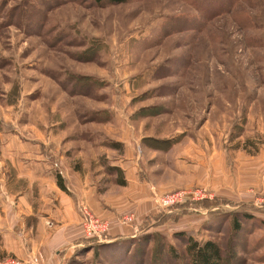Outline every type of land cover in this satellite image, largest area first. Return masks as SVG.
Masks as SVG:
<instances>
[{
	"label": "rangeland",
	"instance_id": "rangeland-1",
	"mask_svg": "<svg viewBox=\"0 0 264 264\" xmlns=\"http://www.w3.org/2000/svg\"><path fill=\"white\" fill-rule=\"evenodd\" d=\"M15 162L102 198L58 264H184L187 235L264 264V0H0V192Z\"/></svg>",
	"mask_w": 264,
	"mask_h": 264
},
{
	"label": "crops",
	"instance_id": "crops-1",
	"mask_svg": "<svg viewBox=\"0 0 264 264\" xmlns=\"http://www.w3.org/2000/svg\"><path fill=\"white\" fill-rule=\"evenodd\" d=\"M5 166H9L8 163ZM10 166L16 181L23 178L26 186L0 192V250L23 257L29 250L38 248L46 256V264H58L60 254L56 261L54 255L72 248L84 237L77 208L83 201L94 212L107 215L101 211L102 198L94 191L95 185L90 179L75 170L63 172L59 169L54 175H50L51 171L40 175L36 168L40 163L22 167L15 162ZM58 175L62 186L58 184ZM45 182L49 185V193L41 191L38 199L43 202L37 204L31 196L33 184L43 189Z\"/></svg>",
	"mask_w": 264,
	"mask_h": 264
},
{
	"label": "trees",
	"instance_id": "trees-1",
	"mask_svg": "<svg viewBox=\"0 0 264 264\" xmlns=\"http://www.w3.org/2000/svg\"><path fill=\"white\" fill-rule=\"evenodd\" d=\"M94 4L103 6L105 4H117L126 2L128 0H91ZM118 170V169H117ZM58 184L60 186L61 183L58 179ZM120 184H124L123 181H120ZM205 203L210 204L206 199ZM238 214V213H237ZM243 218H250L252 216L247 215V213H239ZM238 215L234 214L232 218V225L234 231L237 232L239 230V220ZM184 234L186 236V231H179L175 233V236ZM187 245L185 251H183V255L178 252L172 245H167L166 251L170 257L174 260H178L180 263L183 261L184 264H223L224 256L221 250V247L218 242L207 239L203 241H198L193 238L191 235H187L186 237Z\"/></svg>",
	"mask_w": 264,
	"mask_h": 264
},
{
	"label": "built area",
	"instance_id": "built-area-1",
	"mask_svg": "<svg viewBox=\"0 0 264 264\" xmlns=\"http://www.w3.org/2000/svg\"><path fill=\"white\" fill-rule=\"evenodd\" d=\"M182 201H183L182 193H179L178 195L171 194V195H167L166 197H162L160 204L163 206H172ZM84 217L86 221H89V218L87 216L84 215ZM95 228H96V225H93L92 229L94 230ZM90 233H91V229L89 230V235ZM0 264H39V258L35 254L31 253L27 255L26 259L22 260V262L15 257L14 258L9 257V258L0 260Z\"/></svg>",
	"mask_w": 264,
	"mask_h": 264
}]
</instances>
